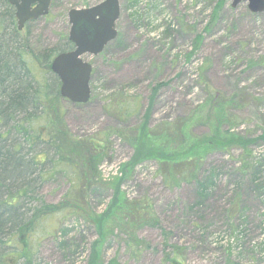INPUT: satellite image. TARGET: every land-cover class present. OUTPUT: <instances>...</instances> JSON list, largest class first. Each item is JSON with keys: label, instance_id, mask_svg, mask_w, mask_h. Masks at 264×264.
<instances>
[{"label": "rangeland", "instance_id": "obj_1", "mask_svg": "<svg viewBox=\"0 0 264 264\" xmlns=\"http://www.w3.org/2000/svg\"><path fill=\"white\" fill-rule=\"evenodd\" d=\"M101 1L53 0L49 13L29 24L31 47L58 48L68 39V11ZM118 2L116 38L99 54L82 56L92 66L89 101L62 100L69 131L80 138L132 131L147 111L150 132L175 142V130L200 136L215 125L245 144L214 149L180 167L192 177L173 186L154 160L134 168L122 189L128 200L152 205L157 225L136 232L146 248L127 249V236L117 230L102 243L93 226L61 212L36 226L34 263L88 264L98 241L102 264L112 258L121 264H264V11L250 12L247 1L232 7L231 0ZM222 102L223 110L215 108ZM109 141L97 172L105 184L133 153L115 134ZM68 188L58 174L42 196L47 203L65 201ZM110 197L109 189L99 190L85 205L98 213Z\"/></svg>", "mask_w": 264, "mask_h": 264}, {"label": "trees", "instance_id": "obj_2", "mask_svg": "<svg viewBox=\"0 0 264 264\" xmlns=\"http://www.w3.org/2000/svg\"><path fill=\"white\" fill-rule=\"evenodd\" d=\"M31 22L18 30L14 8L0 0V264H35L36 226L61 212L93 226L102 243L117 230L127 236V249L131 245L135 251L146 248L136 232L144 225H157L152 205L148 199L128 200L122 189L134 168L154 160L173 186L192 177L180 167L201 162L214 149L245 142L215 125L200 136L175 130L180 138L175 142L167 134L150 132L147 111L132 131L126 127L113 129L104 138L75 137L64 119L59 79L50 69L52 58L73 45L63 38L58 48L33 49ZM215 108L223 110V102ZM123 114L131 113L124 109ZM113 134L131 145L133 153L122 164V174L105 184L98 178V165L107 156ZM260 138L264 140V134ZM58 174L68 181L71 199L47 203L42 190ZM106 188L111 197L103 211L97 213L85 205L92 194ZM74 194L79 195L75 200L79 203L71 201ZM98 241L91 247L88 264H102ZM107 264L121 263L112 258Z\"/></svg>", "mask_w": 264, "mask_h": 264}, {"label": "water", "instance_id": "obj_3", "mask_svg": "<svg viewBox=\"0 0 264 264\" xmlns=\"http://www.w3.org/2000/svg\"><path fill=\"white\" fill-rule=\"evenodd\" d=\"M14 6L18 29L30 20H36L49 12L52 0H7ZM247 1L250 12L264 11V0H231L235 7ZM118 0H102L87 8H72L68 11L70 24L68 39L73 49L58 53L50 63L51 71L60 81L59 94L73 103H86L90 98L91 64L84 61L86 53L97 55L104 46L117 36L115 22L119 17Z\"/></svg>", "mask_w": 264, "mask_h": 264}]
</instances>
